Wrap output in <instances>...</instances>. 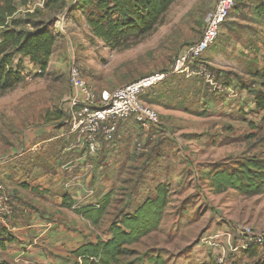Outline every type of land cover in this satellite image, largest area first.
I'll return each mask as SVG.
<instances>
[{
	"label": "crops",
	"instance_id": "0c3cea01",
	"mask_svg": "<svg viewBox=\"0 0 264 264\" xmlns=\"http://www.w3.org/2000/svg\"><path fill=\"white\" fill-rule=\"evenodd\" d=\"M247 3L248 8L252 9V21L258 19L261 26H264V0H249ZM23 8L24 6L19 5L18 10ZM244 10L245 7H238L236 14L230 15L229 18L236 19L237 23L242 21ZM260 11L263 15L259 18L256 13ZM232 24L236 25L234 22ZM232 24L228 25L229 30L224 29L227 31V40L223 41L224 43L216 41L210 50L212 57L209 58L206 52L205 58L216 68L254 77L253 73L264 68V28L260 33L251 35L254 39H250V43L247 42L248 48L243 49L244 41H237L238 32ZM233 30L235 31L232 32ZM239 49V53L248 54L245 69L236 67L237 63L234 66L222 67L214 59L215 55L221 52L236 60ZM234 77L236 75L228 74L227 80L223 81L222 92L215 91L209 94L208 99H202V102L207 104V112L215 109L220 117L229 114L242 115L248 113V109L255 105L248 90L236 86ZM178 78V75L168 77L146 93L149 94L146 102L157 108L168 129L164 135L156 134L147 138L145 153L135 152L133 140L139 133L132 121L120 122L114 142H104L97 154H91L84 145L78 143L76 134L70 131L63 117L47 118L43 114V119L25 126L19 143L13 145L9 152L0 158V179L13 199L11 217L0 223V227L8 231L11 238L0 248V264H70V252L76 247L109 238L111 222L106 226V219L110 209H113V193L118 183H137L136 193L141 197L132 208L123 209L126 213L152 195L154 187L160 182L171 187L174 182L187 180L191 185L193 181L197 183L196 178L203 180L205 175L210 177L215 170L208 169L210 161L190 162L186 158V153H189L197 159L195 153L201 151V145L189 136L192 127L187 124L189 117L200 115L198 111L191 112L189 109L187 98L191 93L187 90L182 92V87L175 83ZM64 98L66 99V96ZM253 108L264 113L256 106ZM179 119L180 124H177ZM192 150L196 152L192 153ZM169 151L173 152L171 165ZM207 152L204 151L208 154ZM182 187L184 188L177 189L180 196L184 197V194L189 192V195L194 194L189 186ZM209 189L212 190V187ZM175 191V188H170V196ZM109 192L112 193L111 203L98 224H92L73 211V208L96 204ZM65 195L72 203V208L62 206ZM128 196L121 198L127 201ZM169 203L170 201L168 206ZM168 206L159 228L153 231L163 230L165 236H161L159 242L146 247L142 254L137 255L128 264H216L215 255L219 253H224L235 264H264L259 247H251L255 251L253 255L242 248L243 227L238 229L233 225L223 224L213 219L214 216L203 221L201 214L199 218L189 219L186 216L189 209H177L179 212L174 215V221L182 226V229L175 232L180 235L181 230H184L183 236H178L176 241L173 239L174 233H169L171 227L175 230L174 225L165 226L163 220ZM186 222L191 223L190 230L186 227Z\"/></svg>",
	"mask_w": 264,
	"mask_h": 264
},
{
	"label": "rangeland",
	"instance_id": "374dc122",
	"mask_svg": "<svg viewBox=\"0 0 264 264\" xmlns=\"http://www.w3.org/2000/svg\"><path fill=\"white\" fill-rule=\"evenodd\" d=\"M65 1L68 6L74 0ZM45 2L46 0H29L27 6H24L20 12H36V18L52 20L54 30L58 35L57 47L53 51L49 69L45 74L39 73L37 67L26 58L15 61L14 66L20 63L22 82L15 89L0 95V158L9 152L13 145L19 143L26 125L43 119V114L47 118L63 115L64 97L69 90L68 67L71 48L74 49V59L80 66L85 80L95 91L113 89L145 75L170 68L177 52L200 36L203 23L214 6V0H176L170 6L163 24L156 32L128 49H111L97 40L91 39L83 12L74 9L68 11V9L45 8ZM244 6L245 10L241 15L243 16L242 21L237 23L236 19L229 18V16L222 25L216 41L224 43L223 41L227 40L225 39L227 31L224 29L229 30L228 25L233 22L236 25L232 24V26L238 32L237 41L240 43L244 41L243 49L248 48L247 42L253 38L251 35L262 31L264 26H261L258 19L252 21L251 7L248 8L247 2H244ZM233 14H236L235 10L230 15ZM262 15V11L256 13L259 18ZM213 46L214 44L202 55L205 61H207L206 52H208L209 58L212 57L213 54L210 50ZM223 48L225 47L223 46ZM239 51L240 49L236 60L221 52L215 55L214 59L222 67L234 66L237 63L236 67L245 69L248 63V54L244 55ZM210 72L214 80L218 82L227 80L228 74L236 75L234 77L236 86L245 87L253 98L261 90L259 77L247 76L244 73L237 74L211 65ZM177 75L179 78L175 80V83L182 87V92L187 90L191 93L187 98L189 109L191 112L198 111L200 115L189 117L187 124L192 127L189 136H192L201 145L199 146L201 151L199 150L200 153H197L192 150V153L196 152L197 159L189 153H186V158L190 162L210 161L208 169H218L220 166L237 167L247 159H258L264 163V113L257 112L253 108L256 105L250 107L248 113L242 115L229 114L220 117L215 109L207 112V104L202 102V99H208L209 94L214 93L212 85L202 77H186L184 74L171 75L169 78ZM148 96L149 94H146L143 97L148 98ZM151 107L157 110L154 106ZM244 115L248 116L244 117ZM159 116L161 129L166 133L168 125L160 114ZM180 121L181 119L177 124H180ZM184 125H186L185 122ZM170 129L171 125H169V132H171ZM164 133H157V135H164ZM139 137L141 140L146 138L142 134H139ZM209 149L212 150L209 151ZM204 151H208V154ZM172 153L169 151L170 165ZM170 168L169 170H171ZM183 171L186 173V169ZM190 175L193 179L192 172ZM203 178V180L196 178L197 183L193 181L191 185L187 180L181 183L174 182L170 187L171 189L175 188L176 191L169 197L168 212L163 220L165 226L174 225L175 230H172L173 227L169 230L170 234L174 233L173 239L176 240L178 236H183L182 231H184L181 230L180 235L175 232L177 229H182L181 224L174 221L176 218L174 215L179 212L177 209H189L186 213L189 219L199 218L198 216L201 214L203 221H206L207 217L214 216L213 219L226 225H233L238 229L244 228L245 225L251 226L255 232L263 236L259 252L261 251V258L264 259V193L245 195L230 188L216 193L213 189H209L211 188L209 175H205ZM127 184L118 183L113 193L114 206L108 213L106 226H109L108 223L120 216L123 209L132 208L141 199L136 193L137 183ZM184 185L189 186L194 194L189 195L190 192H187L188 194H184V197L177 194V189H183ZM122 189L127 191H122ZM127 195H129L127 201L125 198H121V196L126 197ZM186 227L190 230L191 223H187ZM161 236H165L163 230L153 232L145 238L147 240L142 239L139 243L131 245L130 249L133 252L123 258V264H128L137 255L142 254L146 247L159 242Z\"/></svg>",
	"mask_w": 264,
	"mask_h": 264
},
{
	"label": "trees",
	"instance_id": "16d2710c",
	"mask_svg": "<svg viewBox=\"0 0 264 264\" xmlns=\"http://www.w3.org/2000/svg\"><path fill=\"white\" fill-rule=\"evenodd\" d=\"M175 1L76 0L67 6L65 0H46L44 7L83 12L92 40H97L111 49H128L157 31ZM235 1L232 11L245 7L244 2L249 0ZM28 2L29 0H0V95L15 89L22 82L20 63L14 66L17 59H28L41 74H45L49 69L58 35L52 20L36 18V12L22 13L18 10L19 5L27 6ZM253 76L261 79V90L254 96L255 105L257 109L264 111V68L253 73ZM143 96L142 101L148 104ZM62 114L56 118L64 116V112ZM122 121L131 120L119 121L117 129ZM134 126L138 133L142 134L135 124ZM157 133L164 132L159 129L157 132L142 134L146 136L144 140L140 139L139 134L135 136L134 149L137 142L143 144V150L138 153L135 151L136 154L145 153L147 138ZM209 186L216 193L228 188L245 195L264 193V163L258 159H247L237 167L220 166L210 175ZM111 194H105L96 204L73 208V211L96 225L107 212ZM169 196V184H156L152 195L146 197L131 212H122L110 223L109 238L83 243L72 250L69 256L70 264H123V258L133 252L130 246L159 228ZM62 206L72 208V203L67 200L66 195ZM6 240H11L10 235L0 227V248L4 247ZM246 252L253 255L255 251L254 248H249Z\"/></svg>",
	"mask_w": 264,
	"mask_h": 264
},
{
	"label": "built area",
	"instance_id": "2783aa9c",
	"mask_svg": "<svg viewBox=\"0 0 264 264\" xmlns=\"http://www.w3.org/2000/svg\"><path fill=\"white\" fill-rule=\"evenodd\" d=\"M235 4V0H214V6L203 23L200 36L177 52L170 68L145 75L113 89L95 91L85 80L80 66L74 59V49L71 48L68 67L69 90L64 101L63 119L69 125L70 131L76 134L78 143L84 145L91 154H97L104 142H114L117 125L121 120H131L142 134L159 131V113L145 104L141 96L171 75L202 77L212 85L214 92H222L223 82L214 80L210 64L202 55L215 44L221 27ZM231 92L234 93L233 90ZM142 150L143 144L137 142L135 151L138 153ZM12 202V196L0 179V223L11 217ZM241 236L244 249L259 247L263 242V236L249 225L244 226ZM215 263L235 264L224 253L215 255Z\"/></svg>",
	"mask_w": 264,
	"mask_h": 264
}]
</instances>
